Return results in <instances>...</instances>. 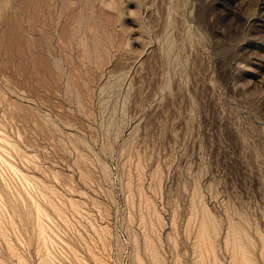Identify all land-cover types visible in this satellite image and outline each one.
Masks as SVG:
<instances>
[{"label":"rangeland","instance_id":"obj_1","mask_svg":"<svg viewBox=\"0 0 264 264\" xmlns=\"http://www.w3.org/2000/svg\"><path fill=\"white\" fill-rule=\"evenodd\" d=\"M0 264H264V0H0Z\"/></svg>","mask_w":264,"mask_h":264}]
</instances>
